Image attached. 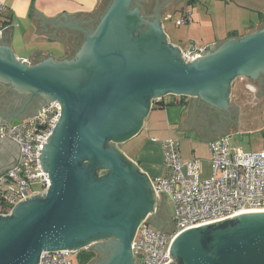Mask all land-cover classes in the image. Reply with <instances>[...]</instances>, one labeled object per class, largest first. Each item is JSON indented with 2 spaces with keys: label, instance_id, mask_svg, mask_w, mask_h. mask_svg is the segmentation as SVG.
I'll return each instance as SVG.
<instances>
[{
  "label": "water",
  "instance_id": "obj_1",
  "mask_svg": "<svg viewBox=\"0 0 264 264\" xmlns=\"http://www.w3.org/2000/svg\"><path fill=\"white\" fill-rule=\"evenodd\" d=\"M261 74L264 25L186 61L162 19L144 17L133 0H112L73 57L31 64L0 45V82L61 107L38 149L48 189L0 214V264H39L43 251L86 248L98 251L89 264H141L132 248L139 225L146 220L170 234L176 224L147 172L116 143L139 134L166 96L199 97L229 109L235 80ZM101 169L108 175L99 178ZM230 220L237 222L222 225ZM101 240L107 241L95 243ZM169 257L165 264H264V209L179 232Z\"/></svg>",
  "mask_w": 264,
  "mask_h": 264
},
{
  "label": "crops",
  "instance_id": "obj_2",
  "mask_svg": "<svg viewBox=\"0 0 264 264\" xmlns=\"http://www.w3.org/2000/svg\"><path fill=\"white\" fill-rule=\"evenodd\" d=\"M136 1H138L137 5L133 6H138L144 17L149 20L162 19L164 32L168 35L170 42L179 47H183L181 42H186L184 45L186 48L189 44L193 45L185 39L182 40L183 36H192L190 41L195 38L194 40H197L195 41L196 44H199L195 46L217 47L228 39L241 38L258 31L264 25V0ZM134 2L135 0H133V4ZM197 2H202L203 7L195 8ZM108 4L109 0H0V24L4 20L9 22L0 37V45L9 46L19 59L31 64L40 63L50 57L56 59L73 57L85 41L86 32L94 31L102 20L109 7ZM179 9H181V17L176 18V24L177 20H180L186 12L190 14L189 22L185 23L188 25L186 32L181 36L172 35L166 24V21L169 18L171 19ZM227 9L229 10L227 11ZM243 12L253 13V18L247 23L232 20L233 14ZM205 16H208L209 20H206ZM18 39H22L26 44L33 43L37 49H33L30 53L24 55H18L15 49V42ZM46 46L49 48H46ZM53 49L55 51H52ZM14 88L15 86L9 82H0V121L11 120L4 115L14 116L12 119L30 117L43 106L28 109L27 100L22 101L21 95L18 94L26 92ZM195 98L187 97L186 103L178 105L159 107L160 105L155 104L140 133L123 143L122 149L125 155L137 163L142 171L147 172L151 180L165 173L164 153L160 140L171 137L176 138L174 128L194 127L192 124L199 120L194 121L195 117L191 118L188 115L192 105L197 103ZM154 110H158L155 114L158 123H155V120L151 124L150 117H152ZM182 111L185 113L183 120L180 119ZM146 128L155 130L156 133H153L148 139L138 138ZM220 137H223V135L209 134L205 138L211 146L212 142ZM154 138L158 141H155ZM212 153L211 150V157ZM180 154L182 158L189 159V151L181 145ZM18 155L19 147L17 144L9 140H0V171L9 168ZM200 162L204 170L203 161L200 160ZM159 199L166 201V208L173 220V204L165 196ZM171 206L173 209H171ZM149 225L161 230L150 223ZM106 241L101 240L95 243ZM86 250L93 251V257L85 263L89 264L97 257L98 251L89 248H86ZM133 254L135 258L142 261L141 256L134 250ZM77 255L75 260L80 263Z\"/></svg>",
  "mask_w": 264,
  "mask_h": 264
},
{
  "label": "built area",
  "instance_id": "obj_3",
  "mask_svg": "<svg viewBox=\"0 0 264 264\" xmlns=\"http://www.w3.org/2000/svg\"><path fill=\"white\" fill-rule=\"evenodd\" d=\"M186 12L177 24L189 22ZM6 26L0 28L3 35ZM185 60H194L208 53V47L189 45L181 47ZM61 115L59 101L44 104L34 115L20 119L0 121V140H9L19 147L13 164L0 171V214H8L22 198L48 189L50 177L38 162V149L54 129ZM155 141H158L154 138ZM164 153L165 173L152 179L160 197L173 204L176 228L164 233L143 221L134 237L132 248L143 264H165L170 260L169 247L181 231L226 218L248 210L264 209V150L244 152L233 148L227 136L213 141L210 159L212 172L205 179L201 174L200 159L182 158L180 140H160ZM79 251H43L39 264H80L75 260Z\"/></svg>",
  "mask_w": 264,
  "mask_h": 264
},
{
  "label": "rangeland",
  "instance_id": "obj_4",
  "mask_svg": "<svg viewBox=\"0 0 264 264\" xmlns=\"http://www.w3.org/2000/svg\"><path fill=\"white\" fill-rule=\"evenodd\" d=\"M196 6L197 7L195 8H202L203 3L197 2ZM228 10L229 9H227V11ZM252 14L253 13L250 12L235 13L232 15V20L247 23L253 18ZM178 17H181V9L176 11L173 17L166 21V24L168 31L172 35L181 36L185 34L188 25L183 24L178 26L176 24V18ZM255 17L257 18V16ZM205 19L209 20V17L205 16ZM191 38L192 36L187 35L183 36L182 40L185 39L189 43H193V45H199L196 44L197 42L195 41L197 40H194L195 38L190 41ZM185 43L186 42H181V45L186 47L184 46ZM206 46L207 45L204 47ZM47 47L48 46H46V48ZM15 49L18 55H24L30 53L33 49H37V47H35L33 43L26 44L22 39H18L15 42ZM55 49L52 51H55ZM55 53L58 54L57 52ZM248 82L249 81L247 80L236 82V89L235 91H232V102L241 105H237L238 108L240 106L238 112L231 113L221 109L217 111L210 106L202 104L199 117H197L199 120L192 124L194 127L184 126L181 129L180 127L173 129L177 135L176 138L180 140V145L189 151V158L198 157V159L203 161L204 170H202L201 174L195 175L196 177H199V179L209 177L212 172L210 161L212 148L209 141L206 140L207 138H205L209 134H222L223 136H227L233 148H237L247 153L264 150V97L262 96L264 95V91H255L252 87L249 89L246 86V83ZM247 85H249V83ZM255 96H261L262 98L257 99L255 104L251 105L250 103L254 101L253 97ZM165 99L171 101L174 100V97L173 95H169L166 96ZM156 112H158V110H154L152 117H150L151 124L155 120V123H158L157 117L155 116ZM184 115L185 113L182 111L180 119L183 120ZM153 133H156V131L146 128L138 138L148 139ZM171 209H173L172 206Z\"/></svg>",
  "mask_w": 264,
  "mask_h": 264
},
{
  "label": "flooded vegetation",
  "instance_id": "obj_5",
  "mask_svg": "<svg viewBox=\"0 0 264 264\" xmlns=\"http://www.w3.org/2000/svg\"><path fill=\"white\" fill-rule=\"evenodd\" d=\"M137 2L138 1H136L135 0V2H134V4L133 5H137ZM237 80V81H236ZM235 81L236 82H241V80H242V82L244 81V80H247V81H249L248 83H249V85H247L248 83H246V86L249 88V89H251V87L252 88H254V90L256 91V90H263L264 91V74H261L260 76H258L257 78H255V79H250V78H237ZM238 80H240V81H238ZM19 95H21V99H22V101L23 100H27V103H28V109H30V108H34L35 106L37 107V106H42V105H44V104H46V103H48V102H50L49 100H48V97H46V96H43V95H34L33 93H29V92H26V93H18ZM263 97H264V95H262ZM181 98V97H180ZM232 92H231V95H230V106H229V109H221V110H225V111H227V112H231V113H235V112H238L239 110H240V104H237L236 102H232ZM259 98H262L261 96L259 97V96H255V97H253V100L254 101H252V103H250L251 105L252 104H255V102H256V100L257 99H259ZM196 99V100H195ZM194 100L195 101H197V103H196V105L194 104V105H192V108L188 111V115H189V117H195V119H194V121L195 120H197V117H199V114H200V109H202V104H204V105H207V106H210L212 109H214V110H220V108H217V107H214V106H212V105H210V104H208V103H206V102H204L202 99H200L199 97H196ZM199 103H201V104H199ZM237 105H240L239 106V108L237 107ZM114 142H112V144H113ZM111 143H109V145H110ZM108 145V146H109ZM116 145L120 148V149H122V146H123V143L122 144H118V143H116ZM97 175H98V177L99 178H103V177H105V176H107L108 175V170H98V172H97ZM34 197V196H33ZM33 197H31V198H28L30 201L31 200H33L34 198ZM113 240V238H110L109 239V241H112Z\"/></svg>",
  "mask_w": 264,
  "mask_h": 264
},
{
  "label": "trees",
  "instance_id": "obj_6",
  "mask_svg": "<svg viewBox=\"0 0 264 264\" xmlns=\"http://www.w3.org/2000/svg\"><path fill=\"white\" fill-rule=\"evenodd\" d=\"M110 2H112V0H109V4ZM108 4V6H109ZM7 24H9V22H7V20H4L2 22V24H0V28L6 26ZM187 97L182 96L181 98H177L174 96V100L171 101H165L164 99H162L160 102H158V105H160L159 107H164L167 105H178V104H184L187 101ZM237 221L236 220H230L226 223H223L222 225L228 224V223H232L235 224ZM93 257V251L91 250H80L78 255H77V259L81 264H85L87 263L91 258ZM175 264H182L181 260H177Z\"/></svg>",
  "mask_w": 264,
  "mask_h": 264
}]
</instances>
